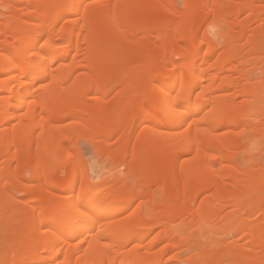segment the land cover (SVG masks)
Returning a JSON list of instances; mask_svg holds the SVG:
<instances>
[{
  "label": "bare ground",
  "instance_id": "bare-ground-1",
  "mask_svg": "<svg viewBox=\"0 0 264 264\" xmlns=\"http://www.w3.org/2000/svg\"><path fill=\"white\" fill-rule=\"evenodd\" d=\"M87 2L0 0V264H264V0Z\"/></svg>",
  "mask_w": 264,
  "mask_h": 264
},
{
  "label": "snow or ice",
  "instance_id": "snow-or-ice-1",
  "mask_svg": "<svg viewBox=\"0 0 264 264\" xmlns=\"http://www.w3.org/2000/svg\"><path fill=\"white\" fill-rule=\"evenodd\" d=\"M83 3L85 8L89 6L87 0H83ZM41 87H44V85L42 84ZM173 91H175V89ZM180 98V92H176L174 97L171 94L161 95L157 93L153 100L159 106L161 111H165L181 108L182 105L174 102ZM58 216L66 225H70L74 221L87 220L90 218L88 211H86L83 206L78 204H75L70 210L58 213Z\"/></svg>",
  "mask_w": 264,
  "mask_h": 264
},
{
  "label": "rangeland",
  "instance_id": "rangeland-1",
  "mask_svg": "<svg viewBox=\"0 0 264 264\" xmlns=\"http://www.w3.org/2000/svg\"><path fill=\"white\" fill-rule=\"evenodd\" d=\"M176 1H177L178 4L181 3V0H176ZM79 146L81 147L80 149H81V151H82V153L84 155V158L86 159L87 164L89 165V167L92 166V167H90V169H91L90 172H91L92 175L100 174V172L101 173L104 172L103 174L105 176L110 174L111 169H113L115 167V165H116L115 163L106 160V158L103 155H101V156L100 155H96L95 152L91 151L92 148L89 147V146H91L90 143L87 140L83 139V138L79 140ZM89 152H90V154H89ZM91 152L95 153V154H91ZM98 158H100V159H98ZM240 159L241 158H239V163H242V159L241 160ZM99 163H101V164H99ZM102 163H104L105 166H103ZM93 173H95V174H93ZM140 203H141L140 200H133V201L129 202L131 208H134L135 206H137ZM144 207H145V205L142 204V209L145 211Z\"/></svg>",
  "mask_w": 264,
  "mask_h": 264
}]
</instances>
